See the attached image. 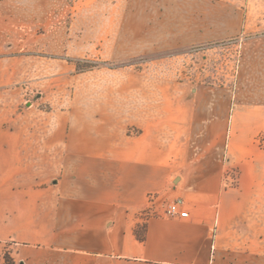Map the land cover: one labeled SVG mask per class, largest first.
<instances>
[{
  "label": "crops",
  "instance_id": "obj_1",
  "mask_svg": "<svg viewBox=\"0 0 264 264\" xmlns=\"http://www.w3.org/2000/svg\"><path fill=\"white\" fill-rule=\"evenodd\" d=\"M2 89L0 242L17 264H264L263 109L229 112L224 87L198 85L105 132L66 118L20 129ZM151 194L183 198L188 215L150 214L139 240Z\"/></svg>",
  "mask_w": 264,
  "mask_h": 264
},
{
  "label": "rangeland",
  "instance_id": "obj_2",
  "mask_svg": "<svg viewBox=\"0 0 264 264\" xmlns=\"http://www.w3.org/2000/svg\"><path fill=\"white\" fill-rule=\"evenodd\" d=\"M0 59L20 129L66 118L105 132L198 85L224 87L229 112L264 110V0H0ZM256 143L264 148V128ZM8 250L0 242V258Z\"/></svg>",
  "mask_w": 264,
  "mask_h": 264
},
{
  "label": "built area",
  "instance_id": "obj_3",
  "mask_svg": "<svg viewBox=\"0 0 264 264\" xmlns=\"http://www.w3.org/2000/svg\"><path fill=\"white\" fill-rule=\"evenodd\" d=\"M235 182V173L233 170H228L225 174L224 184L229 187ZM149 209L148 211L152 213H157L152 209L155 207L156 196L151 194L149 197ZM184 200L181 197H177L170 202H168L159 213L167 217H186L188 215L186 209L184 208Z\"/></svg>",
  "mask_w": 264,
  "mask_h": 264
},
{
  "label": "trees",
  "instance_id": "obj_4",
  "mask_svg": "<svg viewBox=\"0 0 264 264\" xmlns=\"http://www.w3.org/2000/svg\"><path fill=\"white\" fill-rule=\"evenodd\" d=\"M144 230H145V227H143L142 232H138L136 229L134 230L135 235L139 240L144 239ZM1 258H2V261H0L1 264H17L15 260L13 259V257L11 256V251L9 250L6 251Z\"/></svg>",
  "mask_w": 264,
  "mask_h": 264
}]
</instances>
